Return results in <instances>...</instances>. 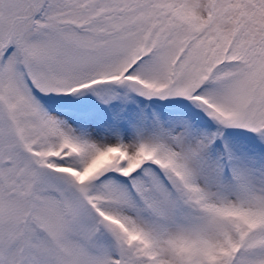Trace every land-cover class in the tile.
Segmentation results:
<instances>
[{
	"label": "snow or ice",
	"instance_id": "snow-or-ice-1",
	"mask_svg": "<svg viewBox=\"0 0 264 264\" xmlns=\"http://www.w3.org/2000/svg\"><path fill=\"white\" fill-rule=\"evenodd\" d=\"M0 264H264V0H0Z\"/></svg>",
	"mask_w": 264,
	"mask_h": 264
}]
</instances>
